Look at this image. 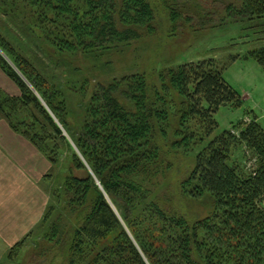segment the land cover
I'll list each match as a JSON object with an SVG mask.
<instances>
[{"label": "trees", "instance_id": "1", "mask_svg": "<svg viewBox=\"0 0 264 264\" xmlns=\"http://www.w3.org/2000/svg\"><path fill=\"white\" fill-rule=\"evenodd\" d=\"M12 1L22 3L26 16L28 11L35 16L45 39L53 41L59 49L78 47L97 56H101L99 49L128 44L150 25L154 26L155 20L158 27L160 20L153 4L155 0ZM158 2L168 12L182 1ZM241 13L250 18L264 17V0H242ZM249 57L264 69V46L250 50L245 55ZM235 58L237 55L232 57ZM18 64L22 73L36 83L41 97L67 124L71 111L61 88L48 84L47 77L25 57ZM4 67L20 89V96H9L10 104L15 107L17 99L29 109L34 120L22 122L26 129L22 133L40 140L41 131L48 127L50 139L62 137V131L20 74L7 64ZM225 68L216 58H205L182 63L168 73L157 75L153 81L151 74L136 72L97 85L84 110V130L78 139L95 176L87 172L70 180L71 204H77L75 213L79 212L80 216L75 225L65 224L64 233L60 226H55L61 231L56 237L62 240L68 264H146L122 229L112 244H104L121 224L96 178L113 200L124 204V214L129 215L130 206L141 200L156 224L162 226L166 238L161 244L167 247H156V243L136 230L151 264H264V126L252 118L233 124L213 137L219 127L215 117L218 110L224 105L243 103L240 93L226 80ZM175 90L183 97L181 116L190 129L189 135L183 134L184 140L190 138L201 143L212 135L198 151L195 168L186 178L183 190L192 197L210 195L215 211L191 227L158 204H152V200H142L153 191L148 180L162 170L159 158L156 159L160 151L158 140L165 135L161 117L169 107L176 106L174 96L173 102L169 99V92ZM6 110L0 103V115ZM37 123L40 129L35 128L29 135ZM14 129L21 131L16 126ZM239 147L252 153L256 163L251 168L235 158ZM76 160L79 167H84ZM138 169L143 172L137 176L131 173ZM125 199L132 204L124 202ZM171 227L177 230H170ZM94 248L98 250L96 253Z\"/></svg>", "mask_w": 264, "mask_h": 264}, {"label": "rangeland", "instance_id": "2", "mask_svg": "<svg viewBox=\"0 0 264 264\" xmlns=\"http://www.w3.org/2000/svg\"><path fill=\"white\" fill-rule=\"evenodd\" d=\"M181 1L168 12L157 4L158 0L153 1L160 19L158 27L155 20L154 26L150 25L140 37L128 44L99 49L101 56H97L95 52H83L78 47L59 49L52 44L53 41L45 39L35 16L29 11L26 16L20 1L0 0V58L4 59L0 61V103L7 108L0 115V185L13 192L12 195L9 193L5 218L1 219L10 226L20 224L29 228L6 249L1 264H68L62 240L59 241L56 235L61 231L64 233L66 223L75 225L80 216L79 212L75 213L77 204H71L73 190L70 180L87 172L95 176L78 139L84 130V110L99 83L136 72L151 74L153 81L159 74L168 73L182 63L216 58L225 65L224 76L240 93L243 103L241 106L224 105L218 110L215 117L219 127L213 137L233 124L252 118H257L264 126V69L256 59L245 58L250 50L264 46V17L257 19L242 15V0ZM235 55L237 58L232 59ZM23 57L36 65L47 77L48 84L63 91L71 111L67 124L64 125L41 97L36 83L20 70L18 63ZM3 63L20 74L39 97L46 112L62 131V137L50 139L48 127L41 131L43 138L40 140H32L22 133L26 130L21 126L22 122L34 120L29 109L17 99L14 101L20 107L10 104L9 96H20V89ZM173 96L176 106L169 107L166 115L161 117L165 135L158 140L160 151L156 159L159 158L162 170L157 177L148 180L153 191L142 200H152V204H158L191 227L215 211V202L210 195L192 197L183 190L186 178L195 168L198 151L212 135L201 143H194L190 138L184 140L190 129L181 116L183 97L176 90L169 92L170 101ZM13 125L21 131L15 130ZM35 128L40 129V125L35 124L29 135L35 132ZM37 136L41 135L38 133ZM76 158L84 167L78 166ZM235 158L248 168L256 163L252 153L244 147L236 150ZM138 172L143 171L138 169L131 173L137 176ZM96 183L105 192L121 224L120 229L109 234L104 244H112L122 229L145 263L151 264L136 230L156 243V247H167L161 244L166 238L162 226L156 224L141 200L130 206L129 215L124 214V204L113 200L98 178ZM124 202L132 204L128 199ZM56 225L61 231H57ZM174 229L177 230L173 227L170 230ZM8 234L9 227H6L5 236ZM97 248H94L95 253Z\"/></svg>", "mask_w": 264, "mask_h": 264}, {"label": "crops", "instance_id": "3", "mask_svg": "<svg viewBox=\"0 0 264 264\" xmlns=\"http://www.w3.org/2000/svg\"><path fill=\"white\" fill-rule=\"evenodd\" d=\"M9 193L11 195L13 193L11 192L10 188H1L0 185V264L2 263L3 258L6 255V249H8V247H10L11 244L21 236V233H24L27 229H29L28 227L21 226L20 224H11L12 226H10L9 223H5L3 222V219H1L5 218L4 213L7 211L6 205L9 204ZM6 227H9V234L5 236Z\"/></svg>", "mask_w": 264, "mask_h": 264}]
</instances>
